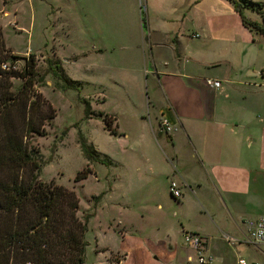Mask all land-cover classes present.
I'll use <instances>...</instances> for the list:
<instances>
[{
    "label": "rangeland",
    "instance_id": "1",
    "mask_svg": "<svg viewBox=\"0 0 264 264\" xmlns=\"http://www.w3.org/2000/svg\"><path fill=\"white\" fill-rule=\"evenodd\" d=\"M230 3L201 0L199 7L222 10ZM136 4L142 12L137 17ZM146 5V0H0V28L6 47L17 56H35L43 78L34 88L57 113L52 124L46 126L47 134L32 141L39 151V178L75 191L80 200L78 216L83 221L89 214L92 217L100 205L86 232L90 245L84 264H111L105 259L108 251L99 252L98 245L122 249L120 234L109 228L113 219L137 221L141 227L151 228L156 241L166 240L167 229L162 224L168 227L170 220L175 232L170 237L178 242L182 241L179 221L190 217L193 222L207 223L204 211L194 200V185H184L188 202L183 210L171 196L162 176L166 150L162 151L151 137L149 121H153L155 109L152 104L147 107V100L161 104L164 95L161 91L153 93L158 88L153 89L152 84L157 82H150L152 78L140 85L139 71L147 64L148 56L131 45L138 41L134 22L140 25L145 19ZM246 15L261 20L257 12L246 11ZM99 48L103 53H95ZM86 53L90 55L86 57ZM49 59L59 60L65 76L77 84L55 76L47 68ZM24 63L21 59L8 65L22 70ZM12 82V90L17 91L24 80L16 78ZM142 111V118H136ZM99 112L104 116L100 117ZM163 117L158 116L161 132L165 131ZM86 146L107 157V163L94 155L89 157ZM116 162L119 165L114 166ZM87 166L92 173L76 181L78 172ZM204 193L198 192V197ZM118 202H128L131 208L119 209ZM157 204L160 210H156ZM231 250L230 260L235 263L245 259L264 264V244L241 243L231 246Z\"/></svg>",
    "mask_w": 264,
    "mask_h": 264
},
{
    "label": "crops",
    "instance_id": "2",
    "mask_svg": "<svg viewBox=\"0 0 264 264\" xmlns=\"http://www.w3.org/2000/svg\"><path fill=\"white\" fill-rule=\"evenodd\" d=\"M200 2L146 0L145 19L140 25L134 22L138 41L131 45L148 56L139 71L140 85L152 78L150 82H157L153 89L158 88L153 93L164 95L161 104L147 100V107L155 109L149 121L152 140L166 150L162 176L168 185L174 178L183 189L195 186L191 191L207 223L190 217L179 221L178 242L170 237L175 234L170 220L168 227L162 224L166 240L156 241L151 228L113 219L109 228L120 234L122 249L98 245L99 252L108 251L105 259L111 264H197L195 251L184 242L185 232L206 238L214 264H239L230 260L231 246L252 243L245 223L264 216V34L244 25L231 1L222 10H203ZM134 11L136 17L142 15L137 4ZM208 79L220 80L222 86L217 89ZM142 113L135 117L142 118ZM160 114L177 128L176 134L158 130ZM198 192L205 193L198 197ZM176 201L181 210L187 206L184 193ZM118 205L131 208L128 202ZM161 208L157 204L156 210Z\"/></svg>",
    "mask_w": 264,
    "mask_h": 264
},
{
    "label": "trees",
    "instance_id": "3",
    "mask_svg": "<svg viewBox=\"0 0 264 264\" xmlns=\"http://www.w3.org/2000/svg\"><path fill=\"white\" fill-rule=\"evenodd\" d=\"M230 1L244 25L264 34V2ZM246 10L257 12L262 21L248 19ZM21 59L25 61L22 70L8 65ZM59 62L49 59L47 68L55 76L77 84L65 76ZM5 65L7 68H3ZM37 66L33 54H11L0 28V264H84L90 214L85 221L79 218L80 200L75 191L39 178V151L32 141L47 134L46 126L52 124L57 113L34 88L43 78ZM16 78L24 82L14 91L12 80ZM98 115L104 116L102 112ZM85 148L89 157L94 155L107 163V157H101L93 147ZM91 173L87 166L75 180L81 181Z\"/></svg>",
    "mask_w": 264,
    "mask_h": 264
},
{
    "label": "built area",
    "instance_id": "4",
    "mask_svg": "<svg viewBox=\"0 0 264 264\" xmlns=\"http://www.w3.org/2000/svg\"><path fill=\"white\" fill-rule=\"evenodd\" d=\"M195 36L198 37L199 35ZM208 83L217 89L222 86V82L217 79H208ZM162 125L166 133H173L177 130V128L164 117L162 118ZM169 191L174 199H180L183 196V184L179 180L172 178L169 183ZM245 227L250 242L264 244V216H260L256 219H248L245 223ZM183 238L184 242L195 251L197 264H214V258L208 252V244L204 236L197 233L185 232ZM226 239L233 245L236 243V239L229 236H227ZM238 262L239 264H261L247 262L245 259H239Z\"/></svg>",
    "mask_w": 264,
    "mask_h": 264
}]
</instances>
